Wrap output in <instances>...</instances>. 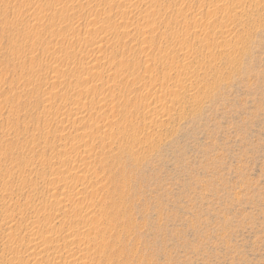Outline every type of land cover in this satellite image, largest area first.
<instances>
[{
  "label": "rangeland",
  "instance_id": "1",
  "mask_svg": "<svg viewBox=\"0 0 264 264\" xmlns=\"http://www.w3.org/2000/svg\"><path fill=\"white\" fill-rule=\"evenodd\" d=\"M240 1L0 0V264H264V0Z\"/></svg>",
  "mask_w": 264,
  "mask_h": 264
},
{
  "label": "bare ground",
  "instance_id": "2",
  "mask_svg": "<svg viewBox=\"0 0 264 264\" xmlns=\"http://www.w3.org/2000/svg\"><path fill=\"white\" fill-rule=\"evenodd\" d=\"M239 1V0H238ZM240 2H242V0L240 1ZM171 23V22H170ZM169 31V30H168ZM183 41H184V39H182ZM168 57H169V55H168ZM182 78V77H181ZM123 94V93H122ZM129 98V97H128ZM126 99H127V97H126ZM125 100V99H124ZM113 101V100H112ZM122 101V100H121ZM127 101H128V99H127ZM178 101H180V100H178ZM113 104V103H112ZM124 104H125V102H124ZM109 105V104H108ZM115 105V104H114ZM118 105H120L119 103H118ZM129 105V104H128ZM112 106V105H111ZM116 106V105H115ZM115 108V107H114ZM124 108H126V107H124ZM131 109V108H130ZM77 111V110H76ZM129 111V110H128ZM78 112L80 113V111L78 110ZM77 113V112H76ZM80 115V114H79ZM82 116V115H81ZM106 116H107V114H106ZM109 116V115H108ZM131 122V121H130ZM129 122V123H130ZM136 122V121H135ZM94 125V124H93ZM91 126V125H90ZM136 126V125H135ZM94 127V126H93ZM90 128V127H89ZM95 128V127H94ZM116 128V127H115ZM133 128V127H132ZM91 129V128H90ZM112 129V128H111ZM92 130V129H91ZM99 132V131H98ZM124 133H125V131H124ZM91 135V134H90ZM97 135V134H96ZM110 136V135H109ZM95 137V136H94ZM112 137V136H111ZM123 138H124V136H123ZM102 139V138H101ZM133 139V138H132ZM100 140V139H99ZM105 140V139H104ZM103 143H104V141H103ZM127 143V142H126ZM130 146V145H129ZM89 149V148H88ZM92 149V148H91ZM119 149V148H118ZM125 149V148H124ZM123 149V150H124ZM90 150V149H89ZM126 150V149H125ZM122 151V150H121ZM87 152H88V150H87ZM123 152V151H122ZM130 152V151H129ZM111 154V153H110ZM77 155V154H76ZM81 155V154H80ZM89 155V154H88ZM123 156H124V153H123ZM74 157H76V156H74ZM109 157V156H108ZM107 157V158H108ZM69 158V157H68ZM77 159L79 158V157H76ZM120 158V157H119ZM71 159H73V158H71ZM79 159H81V158H79ZM86 159H87V157H86ZM112 159H113V157H112ZM114 159H115V157H114ZM130 159V158H129ZM82 160H84V159H82ZM89 160V159H88ZM111 160V159H110ZM109 160V161H110ZM121 160V159H120ZM137 160V159H136ZM71 162V161H70ZM103 162H105V161H103ZM120 162V161H119ZM118 162V163H119ZM126 162V161H125ZM80 163H82V162H80ZM88 163V162H87ZM106 163V162H105ZM115 163V162H114ZM121 163V162H120ZM92 164V163H91ZM116 164V163H115ZM107 165V164H106ZM118 165V164H117ZM90 167H91V165H89ZM109 167V166H108ZM65 171V170H64ZM59 172V171H58ZM67 172V171H66ZM122 172V171H121ZM59 175H61V174H59ZM123 175V174H122ZM119 176V175H118ZM124 176V175H123ZM64 178V177H63ZM62 178V179H63ZM122 178V177H121ZM59 179V178H58ZM113 180V179H112ZM117 180V179H116ZM65 181V180H64ZM69 181H70V179H69ZM67 182V181H66ZM115 183V182H114ZM74 185V184H73ZM118 185V184H117ZM70 186V185H69ZM52 187V189L50 190L51 191V193H52V195H55V194H60V195H62V198L67 202V203H69V201H71L72 202V200H73V195L74 194H76V193H72V192H70V191H66L65 189H63L62 188V186L60 187H54V186H51ZM62 189V190H61ZM78 189H79V187H78ZM85 190V189H84ZM82 191V190H81ZM75 192V191H74ZM80 192V191H79ZM78 194V193H77ZM76 196V195H75ZM122 197V196H121ZM75 198H77V197H75ZM123 198V197H122ZM112 199V198H111ZM63 201V200H62ZM75 202V201H74ZM124 203V202H123ZM75 204V203H74ZM79 205H80V203H79ZM79 205H78V207H79ZM88 206V205H87ZM92 206V205H91ZM63 207V206H62ZM112 207V206H111ZM53 208V207H52ZM74 208V207H73ZM77 208V207H76ZM84 208V207H83ZM106 208V207H105ZM117 208V207H116ZM79 209H80V207H79ZM82 209V208H81ZM108 209V208H107ZM115 209V208H114ZM47 210V209H46ZM52 210V209H51ZM54 210V209H53ZM73 210V209H72ZM83 210H85V209H83ZM110 210V209H109ZM58 211V210H57ZM71 211V210H70ZM111 211V210H110ZM55 212V211H54ZM65 212V211H64ZM67 212V211H66ZM83 212V211H82ZM102 212V211H101ZM123 213V212H122ZM56 214H57V212H56ZM65 214V213H64ZM89 215H90V213H88ZM116 214V213H115ZM51 215V214H50ZM68 215V214H67ZM107 215V214H106ZM47 216V215H46ZM49 216V215H48ZM71 216V215H70ZM45 217V216H44ZM107 217V216H106ZM46 218V217H45ZM92 218V217H91ZM78 219H79V217H78ZM82 219V218H81ZM86 219V218H85ZM71 220V219H70ZM69 220V221H70ZM41 221V220H40ZM74 221V220H73ZM87 221H89V220H87ZM72 222V221H71ZM42 223V222H41ZM67 223V222H66ZM86 223V222H85ZM77 224V223H76ZM87 225V224H86ZM92 225V224H91ZM71 226V225H70ZM37 227H38V225H37ZM58 227V226H57ZM56 227V228H57ZM102 227V226H101ZM53 228V227H52ZM78 228H80V227H78ZM94 228V227H93ZM93 228H91V229H93ZM97 228V227H96ZM61 229V228H60ZM88 229L90 230V228L88 227ZM106 229V228H105ZM95 230H97V229H94V231ZM104 230V229H103ZM52 231V230H51ZM55 231V230H54ZM63 231V230H62ZM71 231H72V229H71ZM93 231V230H92ZM91 231V232H92ZM102 230H100L99 231V235L100 234H102V233H100ZM60 232V231H59ZM70 232V231H69ZM76 232V231H75ZM88 232V236L90 235V233H89V231H87ZM97 232V231H96ZM96 232H94V233H96ZM107 232V231H106ZM44 233V232H43ZM58 233V232H57ZM77 233V232H76ZM82 234H85V232H83ZM106 234V233H105ZM50 235V234H49ZM75 234H69L68 236H66V234H65V237L63 236V238L64 239H66V237H67V245H72V244H75L76 242H77V238H76V236H74ZM104 235V234H103ZM102 235V236H103ZM88 236H86V238L88 237ZM91 236V235H90ZM95 236V235H94ZM97 236V235H96ZM95 236V237H96ZM46 237V236H45ZM70 239H69V238ZM81 237V236H80ZM82 237H84V236H82ZM49 237H47V239H48ZM52 238H54V237H52ZM51 238V239H52ZM61 238V237H60ZM63 238H62V240H63ZM78 239H79V237H78ZM84 239V238H83ZM88 239V238H87ZM93 239V238H92ZM106 239V238H105ZM104 239V240H105ZM116 239V238H115ZM49 240V239H48ZM53 240V239H52ZM91 240V239H90ZM103 240V241H104ZM47 241V240H46ZM54 241V240H53ZM56 241V240H55ZM58 241H60L59 239H58ZM58 241H56V242H58ZM65 241V240H64ZM79 241V240H78ZM52 242V241H51ZM80 242V241H79ZM90 242V241H89ZM95 242V241H94ZM98 242H99V240H98ZM59 243V242H58ZM58 243H56V245L54 246V247H52V248H55V249H58V248H60L61 247V244L62 243H60V244H58ZM64 243H66V242H64ZM82 243V242H81ZM85 243V242H84ZM91 243V242H90ZM106 243V242H105ZM41 242L40 241H34V242H32V244H30L29 245V248H31L33 251H35V253L36 254H39V253H43L41 250L43 249V251L45 250L44 248H46V247H44V248H42L41 247ZM101 244V243H100ZM112 244V243H111ZM47 245V244H46ZM66 245V246H67ZM82 245H84V244H82ZM81 245V246H82ZM95 245V244H94ZM78 246V245H77ZM89 246H90V244H89ZM93 246V245H92ZM97 246V245H96ZM99 246V245H98ZM103 246V245H102ZM105 247H106V245H104ZM41 247V248H40ZM57 247V248H56ZM63 247V246H62ZM108 247V246H107ZM50 248V247H49ZM69 248V247H68ZM94 248H95V246H94ZM101 249V248H100ZM99 249V250H100ZM49 250V249H48ZM48 250H47V252H48ZM95 250V249H94ZM55 251H56V253H58L57 252V250H54V255H53V257H55V258H57L56 256H58L56 253H55ZM59 251V250H58ZM71 251V250H70ZM103 251V250H102ZM105 251V250H104ZM49 252H51L50 250H49ZM69 252V251H68ZM96 252H98V251H96ZM107 252V251H106ZM34 253V252H33ZM52 253V252H51ZM70 253V252H69ZM71 253H73V250H72V252ZM103 253V252H102ZM48 255V254H47ZM70 256L72 255V254H69ZM94 255V254H93ZM49 256H51L50 255V253H49ZM49 256H48V258H49ZM58 257H61V254H60V256H58ZM52 258V257H51ZM55 258H54V260H55ZM89 258V257H88ZM53 259V258H52ZM92 259H93V257H92ZM90 260H91V258H90ZM86 261H88V260H86ZM92 261V260H91ZM88 263V262H87ZM93 263V262H92ZM90 264H91V262H90Z\"/></svg>",
  "mask_w": 264,
  "mask_h": 264
}]
</instances>
